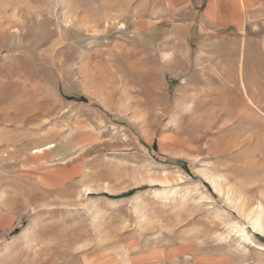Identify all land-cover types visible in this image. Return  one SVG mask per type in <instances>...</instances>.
<instances>
[{"label":"rangeland","instance_id":"1","mask_svg":"<svg viewBox=\"0 0 264 264\" xmlns=\"http://www.w3.org/2000/svg\"><path fill=\"white\" fill-rule=\"evenodd\" d=\"M208 1L0 0V264H264V0Z\"/></svg>","mask_w":264,"mask_h":264},{"label":"crops","instance_id":"2","mask_svg":"<svg viewBox=\"0 0 264 264\" xmlns=\"http://www.w3.org/2000/svg\"><path fill=\"white\" fill-rule=\"evenodd\" d=\"M217 2L218 0H210L207 2V7H206V13H210L212 12L216 6H217ZM233 5L234 4L238 5V7L240 8V12L242 11V9H245V6L247 5V0H233L232 1ZM15 225V219H13V216L11 215L10 212H7L5 210H2L0 208V232H4L9 230L11 227H13ZM90 264H107L103 259H99L97 261H93ZM122 264H141L140 260H139V255H135V256H131L129 257L128 262H122Z\"/></svg>","mask_w":264,"mask_h":264},{"label":"bare ground","instance_id":"3","mask_svg":"<svg viewBox=\"0 0 264 264\" xmlns=\"http://www.w3.org/2000/svg\"><path fill=\"white\" fill-rule=\"evenodd\" d=\"M51 147V146H50ZM40 149V148H39ZM36 150V149H35ZM39 151H42L41 149L40 150H37V151H35V152H39ZM43 152H44V150H43ZM253 225H254V227L255 228H259L260 230H262V225L260 224V222H259V220L257 219V220H255V221H253ZM248 239H249V237H247Z\"/></svg>","mask_w":264,"mask_h":264},{"label":"trees","instance_id":"4","mask_svg":"<svg viewBox=\"0 0 264 264\" xmlns=\"http://www.w3.org/2000/svg\"><path fill=\"white\" fill-rule=\"evenodd\" d=\"M76 100H79V101H86V98L84 96H81V97H78V98H75Z\"/></svg>","mask_w":264,"mask_h":264}]
</instances>
